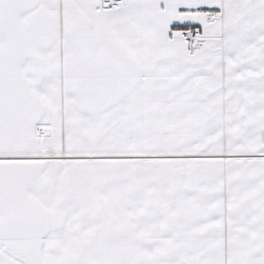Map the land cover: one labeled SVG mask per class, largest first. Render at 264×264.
<instances>
[{
	"label": "snow or ice",
	"instance_id": "6c2138e0",
	"mask_svg": "<svg viewBox=\"0 0 264 264\" xmlns=\"http://www.w3.org/2000/svg\"><path fill=\"white\" fill-rule=\"evenodd\" d=\"M0 264H264V0H0Z\"/></svg>",
	"mask_w": 264,
	"mask_h": 264
}]
</instances>
